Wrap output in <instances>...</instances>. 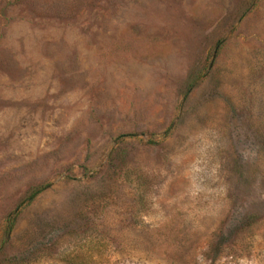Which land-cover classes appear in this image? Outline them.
Masks as SVG:
<instances>
[{
	"label": "rangeland",
	"instance_id": "374dc122",
	"mask_svg": "<svg viewBox=\"0 0 264 264\" xmlns=\"http://www.w3.org/2000/svg\"><path fill=\"white\" fill-rule=\"evenodd\" d=\"M0 264H264V0H0Z\"/></svg>",
	"mask_w": 264,
	"mask_h": 264
},
{
	"label": "trees",
	"instance_id": "16d2710c",
	"mask_svg": "<svg viewBox=\"0 0 264 264\" xmlns=\"http://www.w3.org/2000/svg\"><path fill=\"white\" fill-rule=\"evenodd\" d=\"M44 188H45V186H42V187H38V188H35L34 190H32V192L29 194V196L26 200L30 201L33 197H35L37 194H39V192H41V190H43ZM16 214H17L16 212H13L8 216L9 224H12V222L15 220Z\"/></svg>",
	"mask_w": 264,
	"mask_h": 264
}]
</instances>
